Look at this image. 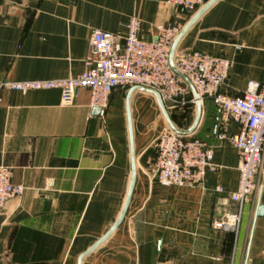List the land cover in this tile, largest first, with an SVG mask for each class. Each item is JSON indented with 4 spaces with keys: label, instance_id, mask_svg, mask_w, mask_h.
<instances>
[{
    "label": "crops",
    "instance_id": "0c3cea01",
    "mask_svg": "<svg viewBox=\"0 0 264 264\" xmlns=\"http://www.w3.org/2000/svg\"><path fill=\"white\" fill-rule=\"evenodd\" d=\"M195 14L167 0H0V84L80 75L97 29L124 35L137 17L138 36L152 41L160 25L185 28ZM177 49L229 59L221 91L242 96L250 80L264 79V0H216ZM132 88L115 89L103 114L87 89L63 106L59 89L0 88V165L24 187L0 211V264H264V176L237 233L213 226L238 209L228 198L239 184L238 152L219 135L239 125L224 124L204 99L190 135L213 150L216 168L199 185H163L149 167L169 124L155 95ZM188 104L168 111L180 129L197 117ZM133 179L125 217L86 254L119 220Z\"/></svg>",
    "mask_w": 264,
    "mask_h": 264
},
{
    "label": "built area",
    "instance_id": "2783aa9c",
    "mask_svg": "<svg viewBox=\"0 0 264 264\" xmlns=\"http://www.w3.org/2000/svg\"><path fill=\"white\" fill-rule=\"evenodd\" d=\"M208 0H167L181 11L197 13ZM140 20L132 17L124 35L97 29L90 39L83 72L62 80L3 82L0 88L27 92L30 90L59 89L63 106L72 105L79 89L90 93L92 107L105 112L110 97L117 88L142 86L157 91L167 109L181 105L203 104L211 98L218 106L223 123L235 121L240 129L235 135L220 133L228 139L239 156L238 188L228 198L238 209L215 219L213 226L237 233L242 207L256 191L258 177L264 176V79L250 80L242 96L231 97L221 91L228 77L231 61L201 51L177 49L174 54L176 68L187 77L196 92L172 69V45L184 29L180 23L162 24L152 41L138 36ZM191 94V98H189ZM157 155L150 163V171L158 182L166 186L201 184L209 172L216 168L214 153L207 144L192 136L181 135L165 127L155 141ZM224 192L222 187L217 189ZM24 187L13 182L11 168L0 165V211L7 201L20 197Z\"/></svg>",
    "mask_w": 264,
    "mask_h": 264
},
{
    "label": "water",
    "instance_id": "95a60500",
    "mask_svg": "<svg viewBox=\"0 0 264 264\" xmlns=\"http://www.w3.org/2000/svg\"><path fill=\"white\" fill-rule=\"evenodd\" d=\"M216 0H210V1H207V3L204 5V7L202 9H200L194 16V18L192 19V21H190V23L182 30V32L179 34V36L176 38V40L174 41L173 45H172V49H171V53H170V65L172 67V69L174 70V72H176L178 75H180L185 81L186 83L190 86V88L192 89L194 95L196 96V92L194 90V88L192 87L191 83L189 82V80L187 79V77L185 75H183L175 66L174 64V54H175V51L177 50V47H178V43L179 41L181 40L182 36L185 34L186 30L189 28L190 24L196 19L198 18L202 13H204V11H206V9L212 4L214 3ZM135 89H140V90H143V91H147L149 93H152L153 95L156 96L157 100H158V103L160 105V108L164 114V116L166 117L167 119V122L169 124V127L175 131L176 133L178 134H181V135H190L194 132L197 124H198V121L200 119V116H201V107L202 105L197 102V117H196V120L194 122V124L189 128V129H180L178 128L174 122L172 121L170 115H169V112L160 96V94L153 90V89H149V88H145V87H142V86H134L132 89H131V92ZM98 111H100L101 109L100 108H96ZM133 185H134V179H133V182H132V186H131V189H130V192H129V195H128V199L126 201V204H125V207L120 215V218L119 220L117 221V223L110 229V231L100 239V241H98L86 254H88L89 252L95 250L104 240H106L112 233L113 231L117 228V226L120 224V222L123 220V218L125 217V214H126V211H127V208H128V205H129V202H130V198H131V194H132V189H133ZM263 211V209H262ZM84 254L81 258H80V263L83 259V257L86 255Z\"/></svg>",
    "mask_w": 264,
    "mask_h": 264
},
{
    "label": "rangeland",
    "instance_id": "374dc122",
    "mask_svg": "<svg viewBox=\"0 0 264 264\" xmlns=\"http://www.w3.org/2000/svg\"><path fill=\"white\" fill-rule=\"evenodd\" d=\"M188 105H189L188 103H187L186 105H181V108H180V109H181V110H185V108H186L185 106H188ZM191 105H192L194 108L196 107V104H191ZM172 110H173V109H168V111H170V112H171ZM178 124H180V122H179ZM167 127H169V126H167Z\"/></svg>",
    "mask_w": 264,
    "mask_h": 264
}]
</instances>
